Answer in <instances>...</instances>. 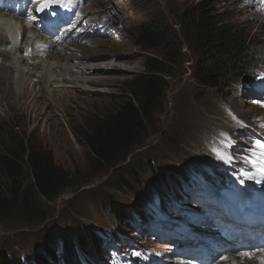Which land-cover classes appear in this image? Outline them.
<instances>
[{"label":"rangeland","instance_id":"obj_1","mask_svg":"<svg viewBox=\"0 0 264 264\" xmlns=\"http://www.w3.org/2000/svg\"><path fill=\"white\" fill-rule=\"evenodd\" d=\"M78 1L80 9L69 21V32H63L61 37L63 44L77 45L78 50L69 47L66 54H62L59 50L62 44H55L57 48L52 47L50 51L61 52L59 61L49 56L36 63L30 60L31 64L22 61L19 66L28 72L27 78L33 87L26 85L16 93L12 91V96L20 93L22 101L8 97L5 93L9 90L8 83L2 80L0 149L17 134L28 143L49 150L56 165L79 176L74 188L66 189L56 199L48 202L32 192L27 209L18 207L0 216V253H7L12 260L19 259L23 264L27 259L34 260L35 253L42 254L45 243H52L60 247L57 253L61 255L64 242L68 240L77 248L75 232L78 228L104 234L99 257L89 256L90 261L86 259L88 263H85L84 257L79 256L83 253L79 249L74 251L75 260L82 264L152 263L147 254L164 264H187L172 252V246L178 248L180 241L197 232L206 234L211 246L221 251L229 238L230 227L223 217L230 207H219L222 203L211 207L209 200L203 202L207 197L204 189L213 191L218 199L222 198L221 193L240 203L241 189L252 185L259 190L264 185V175L259 172L260 150L254 151L257 143L264 144V67L257 69L251 80H227L222 93L196 84L193 77L200 57L190 41H186L189 31L183 17L186 19L185 13L199 0ZM212 2L219 13L226 14V21L241 33L246 45L264 57V0ZM9 17L19 25L24 23L25 29L31 26L27 17L24 21L13 15ZM157 17L166 22L177 47L174 58L163 49L142 52L137 44L139 27ZM43 44H47L46 48L50 45ZM2 54L0 73L13 76L16 65L10 63L12 60L5 57L4 51ZM147 56L165 65L162 108L154 115L144 140L124 161L98 171L75 133L88 120L104 115L126 98L127 83L145 74L143 65ZM90 58L98 61L91 62ZM43 66H61L73 72H67L69 80L64 84L57 81L50 84L52 89L46 93L40 82L42 94L38 92L36 81ZM60 72L61 69L52 70L50 78L53 80ZM83 77L88 80L79 87H72V79ZM9 81L14 90L15 84ZM25 89L34 90V95ZM25 101L35 104L36 108L28 111ZM217 154L225 159L230 157L231 161L226 163ZM246 159L251 163H246ZM137 183L140 184L138 189ZM188 193L198 202L188 198L185 202L193 209L183 210L185 206L180 207L179 203L184 202L176 195ZM158 201L164 203L170 215L159 210ZM112 204L129 210L133 219L126 223L129 228L116 225L110 212ZM149 205H154V215L167 231L150 223L155 221L148 214L152 210ZM141 217L145 219L140 221ZM172 230L175 233H171ZM175 236L179 238L178 244Z\"/></svg>","mask_w":264,"mask_h":264},{"label":"trees","instance_id":"obj_2","mask_svg":"<svg viewBox=\"0 0 264 264\" xmlns=\"http://www.w3.org/2000/svg\"><path fill=\"white\" fill-rule=\"evenodd\" d=\"M216 9L212 0H199L183 19L189 31L186 41H190L200 57L193 79L203 89L222 93L229 79H252L254 72L264 67V57L246 45L241 33L226 21V14ZM136 40L142 52L163 49L170 57L176 56L177 47L161 17L151 18L150 22L141 25ZM143 68L145 74L137 75L127 83L126 98L104 115L88 120L75 133L98 171L124 161L125 156L144 140L154 115L162 108L161 99L166 89L165 65L147 56ZM158 172L161 173L160 167ZM78 176V173L56 165L49 150L32 145L15 134L9 144L0 149V216L18 207L27 209L32 192L48 202L56 199L66 189L74 188ZM120 181L119 178V185ZM138 187L140 184L137 183ZM110 212L118 227L128 223L131 215L118 204H112ZM75 240L77 248L68 240L64 242L61 255H58L56 245L45 243L43 253H35L34 260L27 259V264H82L75 260L77 249L83 253L79 256L89 261V256L99 257L102 239L98 231L78 228ZM0 264L22 263L3 252L0 253Z\"/></svg>","mask_w":264,"mask_h":264},{"label":"bare ground","instance_id":"obj_3","mask_svg":"<svg viewBox=\"0 0 264 264\" xmlns=\"http://www.w3.org/2000/svg\"><path fill=\"white\" fill-rule=\"evenodd\" d=\"M14 1H16V0H14ZM19 2H20V0L18 1V3ZM51 4L53 5V7L55 9H57L56 5H58V4H56L54 2L48 3L47 9H48V5H51ZM65 4L71 5L72 3L66 2ZM73 4H74V2H73ZM13 5L14 4H9V6H13ZM43 6L46 7V4H44ZM32 18L36 19V17H32ZM67 19L68 18H66L65 20H67ZM22 24H24V23H22ZM22 24L19 25L18 23H16L14 21L13 18L9 17L6 14H0V54H2V52L4 51L5 57H8L12 60V61H10V63L11 64L13 63L14 65H16V70H15L13 76H12V74L7 73V72L0 73V84H1L3 79H4L3 83H5V81H7V83H8L7 87L9 88V90H7V89L5 90V93L8 95V97L12 96V91H14L16 93V92H18V89H20L21 87H25L26 85H28L27 86L28 88L30 86L32 87V85H30V82L27 78L28 72H24L19 66V64L22 63V61L31 64V62H29L30 60L35 61L34 63H36L37 60H40L42 57H44V59L45 58L47 59L48 56L53 57V61H59V59L62 57L61 52H62V54H64V53L66 54L67 49L69 47L70 48L72 47V50H76V49L78 50L77 45L74 46L73 44H66L67 43L66 42L65 44H62L59 47L60 48L59 50L61 52L56 51V49L51 52L50 48H52V47L57 48L55 43H53V42L50 43L51 45H48L49 47L46 48L47 44H42V42H43L42 35L38 31H36L35 29H27L26 30ZM68 26H69V24L66 25V28ZM26 32H28L29 34H26ZM20 52L23 53V54H21V56L19 54ZM2 56H4V55L2 54ZM22 56H24V57H22ZM63 59L68 60L69 58H63ZM90 59H91V62L98 61L97 58H90ZM76 63H79V62H76ZM36 66L35 67L33 66V70H35ZM0 67H1V65H0ZM112 67H111V69H112ZM116 67L113 68V70L116 69ZM91 68L94 69V67H92V66H91ZM56 69H61V72L59 74H55V75L53 74L54 76H53V80H52L50 78V75H52V70H56ZM87 69H90V68H87ZM67 72H73V71L71 68H62L61 66H56L55 68H52L50 66H46V67L43 66V71L40 72V76H37L38 81H36L37 86L39 85L38 86V88H39L38 92L42 93L40 82L43 84V87L45 88L44 93H46V91H49L50 89H52V87H50L51 86L50 84L53 85L54 82H56V81L59 84H64V82L66 80H69V76L67 75ZM79 75L82 76V74H80V73H79ZM9 79L12 80L13 83L15 84L14 90H13L12 84L9 81ZM87 80L88 79L85 77L81 78L80 80L72 79L71 80L72 84H73L72 87L73 86L79 87V85L83 81H87ZM61 87H63V85ZM25 91H27V93L30 91L31 95L32 94L34 95V90H32V89L31 90L25 89ZM44 93H42V94H44ZM36 96H37V93H36ZM247 96H251V94L247 93ZM12 97L15 101H22V97L20 96V93L14 94V96H12ZM0 102H2V98H0ZM27 103L28 102H26L24 105L26 107H28L27 108L28 111H33L36 108L35 104H33V103L27 104ZM251 255L253 257L252 259H247L242 254H240L236 258L227 257V260H225L224 262H222L220 264H261V258H264V250H260L259 252H256L254 255L253 254H251Z\"/></svg>","mask_w":264,"mask_h":264},{"label":"snow or ice","instance_id":"obj_4","mask_svg":"<svg viewBox=\"0 0 264 264\" xmlns=\"http://www.w3.org/2000/svg\"><path fill=\"white\" fill-rule=\"evenodd\" d=\"M41 9H37V11H41ZM255 149H259V155H258V160L261 162V167L259 168V172L261 175H264V144H260V143H257L255 146H254V151ZM218 157L222 160H224V162L226 163H229L231 161V158L228 157L227 159H225V157L223 155H220V154H217ZM246 163H251V161L247 160L245 161ZM245 258L247 259H252V255L250 253H243L242 254ZM223 260H227V257H222ZM261 264H264V258H261Z\"/></svg>","mask_w":264,"mask_h":264}]
</instances>
